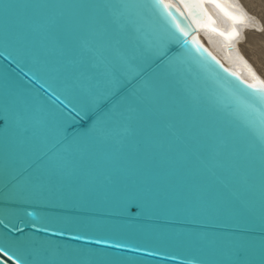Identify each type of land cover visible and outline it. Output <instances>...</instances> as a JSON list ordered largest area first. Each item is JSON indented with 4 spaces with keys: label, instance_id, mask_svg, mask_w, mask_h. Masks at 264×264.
<instances>
[{
    "label": "water",
    "instance_id": "water-1",
    "mask_svg": "<svg viewBox=\"0 0 264 264\" xmlns=\"http://www.w3.org/2000/svg\"><path fill=\"white\" fill-rule=\"evenodd\" d=\"M32 2L145 7L97 10L117 40L91 69V84L82 82L84 96L103 90L113 76L124 87L62 135L51 117L47 126L40 123L54 111L45 80L56 86L50 78L56 65L0 16V194L23 198L12 223L0 216V237L7 231L10 238L28 236L115 264H229L232 249L243 243L241 259L261 264L264 101L250 85L264 82L243 66L226 65L200 34L208 30L227 44L223 7L238 10L222 0H200L207 22L197 25L182 0H164L188 32H176L180 42L169 43L172 22L151 9L152 0ZM193 14L204 20L198 9ZM85 40L95 43L85 31L77 45ZM162 43L163 59L157 55ZM218 178L236 194L227 202L207 195L225 191ZM129 199L136 201L135 214L120 211ZM44 223L50 232L37 231ZM61 230L64 235L53 234ZM82 233L86 239H74ZM101 237L127 247L97 245Z\"/></svg>",
    "mask_w": 264,
    "mask_h": 264
},
{
    "label": "snow or ice",
    "instance_id": "snow-or-ice-1",
    "mask_svg": "<svg viewBox=\"0 0 264 264\" xmlns=\"http://www.w3.org/2000/svg\"><path fill=\"white\" fill-rule=\"evenodd\" d=\"M184 6L188 9L189 15L193 23L199 25L202 22H207V13L205 12L200 0H182ZM219 7V5H217ZM145 7L144 5L125 3L122 5H89V4H64V3H42L32 2H17V0H0V16L3 17L6 26L11 30L19 31L23 38L28 40L33 46H37L49 56L50 63L56 65L53 71L55 76L50 78L55 82L48 84L50 90L49 100L51 101L54 111H49L40 120V123L47 126V118L51 117L55 124L57 135H62L65 126L72 124L77 118L91 119L90 112L98 110L102 105L106 104L113 96L117 95L124 87V82L113 76L107 86L100 91H97L90 98H85L82 87V82L87 80L91 84L92 77L89 75L91 69L95 68L97 63L103 62L105 52L109 50L110 42L117 40V36L110 30L109 24L106 23L98 14L100 8L137 9ZM151 9L155 10L161 18L170 20L171 26L168 31L170 33L168 42H180V37L176 35L179 32L183 36H187L186 28L181 24L173 12L172 5L165 3L164 0H152ZM199 10L204 20L197 19L193 14V10ZM95 13V14H94ZM182 15V14H181ZM124 17V12L113 20L118 22ZM131 23V21H128ZM174 28V30H173ZM123 30V25H121ZM87 31L95 41L91 43L87 40L82 41L77 45L79 35ZM193 38V43H195ZM182 46L188 48V42L183 41ZM164 44L160 45L157 55L163 59ZM43 88L44 85L41 84ZM94 87V85H93ZM251 88L259 89V99L264 101V83L252 84ZM54 97V99H53ZM63 97V99H61ZM255 110V109H253ZM211 171V170H210ZM213 176L215 172L211 173ZM219 184L223 186L225 191L209 190L207 195L214 200L227 202L230 197H235V193L231 192L228 185L219 179ZM23 198L15 195L12 192L0 194V216L12 223L10 217L18 216L20 208L16 204L22 201ZM138 210L135 199H129L121 207V213L135 214ZM26 215H31L27 213ZM0 224H4V220H0ZM13 228L22 233V230L17 228L15 224ZM35 227V225H33ZM77 227H89L88 225H78ZM7 228V225H5ZM37 231L48 233L51 231L49 224L44 223ZM65 230L58 235H64ZM87 238V233H82L74 237L77 240ZM4 243L0 245V264H115L114 261L100 258L97 254L84 252H68L61 249L59 246H53L46 241L34 239L26 236L23 240L18 238H10V233L5 231L3 236ZM97 245H106L111 248L121 249L126 248L125 243L110 244L107 238L101 237L96 240ZM16 249V253H28V258L24 255H17L12 251ZM139 250V249H136ZM247 251L243 243L237 244L232 249V259L229 264H248L247 261L241 259ZM264 264V261H261Z\"/></svg>",
    "mask_w": 264,
    "mask_h": 264
},
{
    "label": "bare ground",
    "instance_id": "bare-ground-1",
    "mask_svg": "<svg viewBox=\"0 0 264 264\" xmlns=\"http://www.w3.org/2000/svg\"><path fill=\"white\" fill-rule=\"evenodd\" d=\"M223 3L225 5L229 4L230 6L236 8L238 11H236V13L230 11L229 9H227V7H223L224 10H225V13H226V16H227V19L228 22L227 24L229 25L227 31L226 29H223L226 31V36L230 39L227 41V39L225 40L227 44H224L222 42L221 39H219L218 37L216 36H213V34H211L208 30H201L200 31V34H201V40L211 49V51L217 55L226 65L230 66V65H235V67L237 68H241V66L245 67V70H249V74L250 75H253L255 76L256 78H259L261 79L263 82H264V78H261L260 76L263 77V75H258L256 73V71L252 68V66L250 65V63L248 62L249 59L251 58H248V60L244 59L243 58V53H244V49H243V52L241 51L242 55H240L241 53L240 52H237L236 49L238 48H235L236 47H239V43L237 45H235V41L238 39H241V37L243 36L242 33L244 34L245 30L242 29V26H245L247 27H250L249 25L252 24V23H255V21H258L257 19H255L254 21V18L252 19V17L250 15L252 14H256L255 10L256 11H261L264 12V0H222ZM227 3V4H226ZM260 9V10H259ZM245 10H248L247 13L249 12V14L247 15L246 11ZM260 11V12H261ZM249 16V17H248ZM264 17V15H263ZM260 22L258 21L257 24H259ZM256 24V23H255ZM254 24V26L256 27L257 29V26ZM225 25V24H224ZM261 25V24H260ZM253 26V25H252ZM253 26V27H254ZM263 25H261V28ZM259 27V26H258ZM221 28V27H220ZM251 28V27H250ZM255 29V28H254ZM255 29V30H256ZM222 30V32H224ZM261 30V29H260ZM259 30V32L261 33V31ZM252 32H250L248 34L245 33V35L243 37H245V39H243L242 37V40H244L243 42H246V43H250L252 45V48H250V50L252 49L253 51L256 52V54L260 53L258 50L254 49L256 48V46L253 47V45L258 41L260 40V38L255 34V31L252 29L251 30ZM258 32V33H259ZM257 33V32H256ZM257 33V34H258ZM263 34V33H262ZM241 41V40H240ZM239 41V42H240ZM238 42V40H237ZM253 42V44L251 43ZM242 43V42H241ZM240 43V45H241ZM262 43V42H261ZM227 45H231L233 47V50L231 53L227 52ZM245 46H247L246 44H244ZM257 45V43H256ZM243 46V45H242ZM250 47V46H249ZM263 47V46H261ZM241 48V47H239ZM241 50V49H240ZM247 50V49H245ZM248 51V50H247ZM250 52V51H249ZM264 52V51H263ZM262 54V53H261ZM249 55V54H248ZM247 55V56H248ZM253 56V54H252ZM255 56V55H254ZM262 56V55H261ZM256 57V56H255ZM247 58V57H246ZM262 60V63H263V59H264V56H262L260 58ZM253 60V59H251ZM249 60V61H251ZM255 60V59H254ZM258 60V59H257ZM254 62H257V61H254ZM261 62V61H260ZM252 63V62H251ZM257 64V63H256ZM261 65V64H260ZM259 65V66H260ZM256 66V65H255ZM258 66V65H257ZM257 68V67H256ZM260 68V67H258ZM242 69V68H241ZM260 71V69H259ZM258 72V70H257ZM261 72V71H260ZM264 72V71H262ZM261 74V73H259Z\"/></svg>",
    "mask_w": 264,
    "mask_h": 264
},
{
    "label": "rangeland",
    "instance_id": "rangeland-1",
    "mask_svg": "<svg viewBox=\"0 0 264 264\" xmlns=\"http://www.w3.org/2000/svg\"><path fill=\"white\" fill-rule=\"evenodd\" d=\"M260 10V9H259ZM262 10V9H261ZM260 10V11H261ZM246 11V13H247V11L248 10H245ZM260 11H256L255 10V12H256V14H252V15H250L251 17H252V19L254 18V21H255V19H257L260 23L259 24H257V22L258 21H255V23H252V24H250L249 26L251 27H248V25H247V27H245V26H242V29H244V31L245 30H247V31H245V33H247L248 32V34L250 33V32H252L251 30L253 29L254 31H255V34L260 38V40H258L256 43H257V45H256V43L253 45V47L254 46H256V48H254V49H256V50H258L260 53H258V54H256V52L255 51H253L252 49L250 50V48H252V45L250 44V43H246V42H243L244 40H242V37L245 35V33L243 34L242 33V37H241V39H238L237 38V40H238V42H237V40L235 41V45H237L238 43H239V47H241V48H239V47H236L235 46V48H238V49H236L237 50V52H240L241 53V51L243 52V49L245 48V49H247V50H245L244 49V53H243V58L244 59H246V60H248V58H251V59H253V60H251V59H249V60H251V61H249L248 60V62L250 63V65L252 66V68L256 71V73L260 76V75H263V77L262 76H260L261 78H264V72H262V71H264V59H263V63H262V60L260 59L262 56H264V17H263V15H264V12H260ZM249 14V12L247 13V15ZM249 17V16H248ZM254 24L257 26V29H256V27L254 26ZM263 25L262 27L263 28H261V25ZM254 27H253V26ZM259 26V27H258ZM256 30H255V29ZM261 29V30H260ZM259 30L261 31V33L259 32ZM258 34H257V33ZM263 33V34H262ZM247 35V34H246ZM245 35V36H246ZM243 39H245V37H243ZM241 40V41H240ZM240 41V42H239ZM242 42V43H241ZM262 42V43H261ZM240 43H241V45H240ZM252 44H253V42H251ZM244 44H246L247 46H245ZM243 45V46H242ZM238 46V45H237ZM250 46V47H249ZM261 46H263V47H261ZM243 48V49H242ZM241 49V50H240ZM250 51V52H249ZM262 53V54H261ZM249 54V55H248ZM252 54H253V56H252ZM240 55H242V53L240 54ZM248 55V56H247ZM256 57H255V56ZM262 55V56H261ZM247 57V58H246ZM255 59V60H254ZM258 59V60H257ZM254 61H257V62H254ZM261 61V62H260ZM252 62V63H251ZM257 63V64H256ZM261 64V65H260ZM256 65V66H255ZM258 65V66H257ZM260 65V66H259ZM257 67V68H256ZM258 67H260V68H258ZM259 69H260V71H259ZM257 70H258V72H257ZM259 73H261V74H259ZM264 80V79H263Z\"/></svg>",
    "mask_w": 264,
    "mask_h": 264
}]
</instances>
